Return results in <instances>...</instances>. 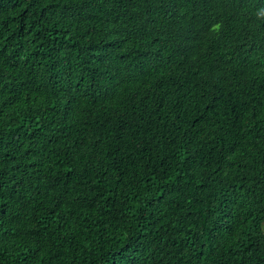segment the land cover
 <instances>
[{"label":"trees","instance_id":"1","mask_svg":"<svg viewBox=\"0 0 264 264\" xmlns=\"http://www.w3.org/2000/svg\"><path fill=\"white\" fill-rule=\"evenodd\" d=\"M0 264H264V0H0Z\"/></svg>","mask_w":264,"mask_h":264}]
</instances>
